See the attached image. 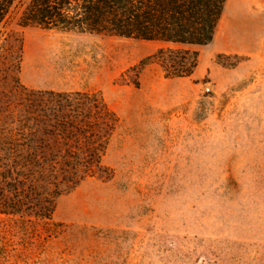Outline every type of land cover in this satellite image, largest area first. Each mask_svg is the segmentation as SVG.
I'll list each match as a JSON object with an SVG mask.
<instances>
[{
  "label": "rangeland",
  "instance_id": "374dc122",
  "mask_svg": "<svg viewBox=\"0 0 264 264\" xmlns=\"http://www.w3.org/2000/svg\"><path fill=\"white\" fill-rule=\"evenodd\" d=\"M14 30V100L98 91L118 123L102 157L110 178L63 192L43 221L0 213V264H264V0H227L181 78L140 66L153 41Z\"/></svg>",
  "mask_w": 264,
  "mask_h": 264
},
{
  "label": "trees",
  "instance_id": "16d2710c",
  "mask_svg": "<svg viewBox=\"0 0 264 264\" xmlns=\"http://www.w3.org/2000/svg\"><path fill=\"white\" fill-rule=\"evenodd\" d=\"M227 0H0V213L50 218L55 199L89 177L108 179L102 163L118 117L98 91L24 89L12 98L21 60L14 26L153 41L166 77H189L196 46L208 44Z\"/></svg>",
  "mask_w": 264,
  "mask_h": 264
}]
</instances>
